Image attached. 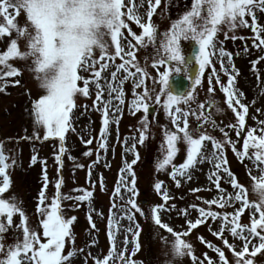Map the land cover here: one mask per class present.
<instances>
[{
    "label": "rangeland",
    "instance_id": "1",
    "mask_svg": "<svg viewBox=\"0 0 264 264\" xmlns=\"http://www.w3.org/2000/svg\"><path fill=\"white\" fill-rule=\"evenodd\" d=\"M191 2L192 0H161L151 18V22L158 29L159 36L154 46L149 45L144 48L138 45L134 39V36L141 35L143 30L135 19H129L128 9H133V15L139 17L140 23L147 24L149 22L147 16L150 10L149 4L155 5V0H122L121 11L123 15L121 19L127 27L121 28L118 42L123 47L124 53L133 51L136 56L134 63L148 72L149 75L145 78L144 85L136 88L135 92L140 95L147 88L151 99L145 102L149 104V107L155 108L153 114H149L147 117L150 128L147 133L148 139L144 145L139 144L138 138L139 129L141 128L140 121L145 119V113L142 108L135 112L130 108L131 102L135 99L133 94L134 81L138 79L139 74H137V77L124 80L127 73L121 69L117 72V79L115 81L112 79V73L116 72L120 63H123L121 56L124 59H130V57H127L124 53H121V56L116 55V46L112 43L110 32L107 28L101 27L103 51L99 47H93L91 58L88 61L91 66L87 71L82 68L77 71V74L82 77L77 82L78 87L84 86L85 79L90 81L89 95L85 96L77 93L74 96L75 107L71 119L72 128L75 131L70 130L65 134L64 146L66 145V148L62 155L63 166L59 174L57 173V167L59 166L55 163L57 153L54 154L57 150L59 151V141L56 138L44 141V129L42 126L34 125L31 114L32 102L39 96L46 94V91L40 87L39 81L36 79L37 74L34 71L33 64L34 57H14L5 62L19 69L21 74L14 77V79L10 77L8 80L0 82V85L6 84L5 91L0 92V154H3L6 158L5 163L8 165L6 174L10 177V187L4 194L0 195V198L11 201L15 197L25 214L26 226L37 230L41 242H46V238L43 237V229L40 227L42 216L37 212L39 193L44 187L45 164H42L41 161H46L48 176V187L45 189L46 199L45 204L41 206L42 208L50 205L51 200L55 197L57 180H63L60 189L62 195L75 197L78 194L84 195L86 192H92L93 195L81 204L72 203L75 200L65 199L60 201L65 219L76 217L73 225L70 226L74 239L66 238L65 250L62 253L66 255L67 251L75 250L74 264H97V261H103L104 256L109 251L113 252V256L109 257V264H210V262L211 264H223L219 260V254L213 250V247H218L224 252L227 264H236L237 258L233 256L232 250L224 244V240L233 245L236 251L243 249L245 241L233 237L228 230L231 228V224H225L226 231L223 238L213 235V232L218 231L219 225L223 223L219 219L214 221L209 217L196 229L190 231L188 229L189 221L195 222L200 218L199 208L209 210V206L203 202L204 200L219 199L221 196L224 198L234 197L239 191V189L232 187L228 173L223 172V169L219 171L220 185L224 189V192L221 193L215 184L208 179L213 172L217 171L215 161L209 162L206 159L191 170V180L187 176H177L176 179L181 181L180 186L177 187L176 180L172 179L171 173L173 165L178 167L186 159L187 145L182 139L177 141L176 155L172 161L165 165L163 169H158V165L163 163L166 156L167 145L164 143V133L165 131L175 132L176 127L172 123V118L164 111L163 102L166 97H161L159 105L155 101V96L160 94L159 74L164 71L166 65H158L157 68H153L154 57L152 52H154V49H159L160 55H165L160 47L161 44L165 43V33L170 30L174 21L181 18L185 11L191 10ZM6 14L14 20L16 27L10 28L7 34L0 36V55L7 51L12 40L17 42L18 51L29 52V37L35 35V30L27 20L26 14L23 10L17 14L15 9L12 8H9ZM255 14L258 27L264 28V12L255 9ZM245 19L251 25L252 17L246 16ZM0 26H6L3 15H0ZM18 30H23L24 34H19ZM225 34H227V39ZM233 36L237 38L232 39ZM254 36L251 27H237L230 30L228 25H221L220 30L214 37L217 45L216 49H208L212 55L209 57V64L206 65L205 72L201 77V84L196 86L195 89H191L189 80L183 74V71L179 74L173 73L170 76V78L173 76L185 78L188 81L187 91H192L194 99L187 104L182 102L179 105H173L170 111L174 112L176 107H180L181 113H176L179 117L178 124L180 127H183L184 123L182 113L185 111L189 113L187 117L188 130L194 138H198L201 131H206L217 140L224 141V133L220 131V128H224L228 133V139L235 143L236 151L242 152L244 137L247 135L248 129H254V138L264 134L261 131L264 129V123H262L264 122V59H261V57H264V46L254 48L252 46ZM261 36L264 37V33H261ZM145 43H147L146 38ZM256 43L258 44L259 41H256ZM194 45L191 40L181 41L185 65H188L185 58ZM220 47L231 54L232 65L227 64V57H220ZM245 47L248 48V52L244 51ZM101 56L104 57V60H101ZM109 57H114V59H108ZM93 60L97 62L94 65L92 64ZM253 61H256L255 68H253ZM222 62L228 67L229 75L234 74L232 72L233 66L239 72V75L236 76L237 90L243 93L241 101L249 109L245 117L244 130L240 136H237L235 128L228 127L229 124L235 125L237 123L236 114L227 107L225 95L221 91L220 84L215 82L216 76L212 74L213 69H215L221 83L228 84V76L220 70ZM101 63L108 64V67L101 72L99 80L103 90L102 101L108 99V82H112L115 86L123 80L120 87L124 93V103L120 106V111L114 112L110 109L108 113L110 124L107 151L98 150L102 114L101 111L93 107L98 90L92 81L96 79L94 70L100 71ZM192 68L193 64H189L188 72ZM129 71L134 72L135 69L129 66ZM209 77L212 78L213 91L211 94L208 93ZM16 80H19V84L13 85ZM154 80L157 82L154 83ZM168 91L170 92L169 87ZM115 95V93L112 94L113 105L119 103L115 99ZM97 104L100 108L103 107L101 102H97ZM201 105H203V109H201ZM217 109L219 110L217 111ZM193 110L195 114H193ZM237 110L239 111V109ZM197 116H200L201 119L197 120ZM207 117L215 121L217 127L213 128L211 123H205ZM202 124L203 127H201ZM34 128L40 137L38 141L42 142L41 144L35 139H23L25 136L31 137ZM180 136L182 137V133ZM129 137L136 139V153H138L139 159L133 165L138 191L135 199L144 215L136 212L130 204L125 202L131 198V193H125L123 187H121L119 194L115 191L117 182L122 175L120 169L125 166V162L130 163L135 158L132 152H125V148H131L133 143L131 139H128ZM88 139H92L93 143L90 145L85 144L84 141ZM204 144L206 145V155H210L213 151L211 142L205 141ZM80 149L91 150L93 155L85 157L79 152ZM97 151H99V163L93 165L92 179L89 180L88 166L97 160ZM223 151L224 159L227 161L225 166L244 188L245 192L241 201L233 199L224 209L212 205L210 210L235 215L238 209L244 207V199H247L252 205L259 203V194L253 191V185L260 183L261 177H264V171H261V169H264V164L255 161L253 155L255 149L252 148H249L248 154L242 158L237 157L231 144H224ZM33 155L37 156L35 164L31 163ZM76 165H84V167L80 168ZM101 179L104 185L103 190L100 187ZM130 180L129 177V185ZM158 181L163 182L160 193H157L154 187ZM0 183H2V177H0ZM73 189L79 191H73ZM193 189H200V191L193 192ZM165 190L170 196L167 203L162 199ZM122 194L125 196V200H121L120 196ZM162 204L170 210L158 212L161 216V222L172 227L176 232H188V235H182V239L191 246L195 260L187 255V250H185L183 257H176L172 254L171 246L175 242V238L165 229L159 228L151 218V209ZM172 204L176 205L175 209L171 208ZM192 205H195V207H192ZM177 209H184V211L181 212ZM118 212L125 215L132 228L128 237L131 247L130 252H119L114 239H109L110 235L113 238L115 235V231L109 227V221L114 222L113 213ZM128 214L133 215L134 222L127 219ZM89 217H91V224L89 223ZM253 218L259 219V213L256 212L255 207H244L239 222L250 227ZM0 219L3 220L5 229L3 239L0 242L4 244L5 252H7L9 248L14 247L23 240V229L17 227L20 225L21 217L19 214H14L11 225L7 224L5 218L0 217ZM229 219H231V216ZM137 224L139 229L136 228ZM92 225H95V227H92ZM245 235H247L246 232ZM201 237L203 240H201ZM253 244L258 246V238L252 239L245 259L252 260L253 264H264V251L258 253L255 257L251 255ZM209 245L213 247H209ZM121 253L123 254L122 257ZM0 258L5 257L0 254Z\"/></svg>",
    "mask_w": 264,
    "mask_h": 264
},
{
    "label": "snow or ice",
    "instance_id": "2",
    "mask_svg": "<svg viewBox=\"0 0 264 264\" xmlns=\"http://www.w3.org/2000/svg\"><path fill=\"white\" fill-rule=\"evenodd\" d=\"M161 0H155V5L149 4L150 10L147 13L149 22L147 24L140 23L139 17L133 15V9L129 8V19H135L139 24V27L143 30L141 35H135L134 39L138 45L147 48L149 45H155V41L159 36L158 29L151 22V18L155 11V8L160 5ZM122 0H0V15H3L6 21V26H0V36L8 33L10 28L16 27L14 20L6 13L9 8L15 9L19 14L21 10L26 14L27 20L31 23L35 30V35L29 37L28 48L29 52L23 53L18 51L17 42L11 41L7 51L0 55V80H5L10 77H18L21 73L19 69L12 67L5 62L14 57L25 58L26 56L34 57V71L37 74L36 79L39 81L40 87L46 91V94L39 96L32 102L31 114L34 119L35 126H42L44 129L43 140L48 141L50 138H56L59 141V153L55 156V163L57 167V173L59 174L63 166L62 155L65 152V134L70 130L75 131L72 128V114L74 104V96L77 93H81L85 96L89 95L90 81L85 79L84 86L78 87L77 82L82 79L77 74L78 69L87 71L91 66L88 61L91 58L93 47H99L102 51L104 44L99 40L98 32L101 27L107 28L111 34L112 43L116 46V55L121 56L124 53L123 47L118 42V37L121 34V28L127 27L124 21L121 19L123 13ZM255 9H259L264 12V0H192L191 10L185 11L181 18L174 21L168 32L165 33V43L160 47L163 49L165 55L161 56L159 49H154L152 63L153 68H157L158 65H166L164 71L159 74L158 83L160 89L158 95L155 96L156 104L159 105L161 97L164 96L163 108L167 115L172 118V123L176 127L175 132L165 131L164 143L167 145L166 156L163 159V163L158 165V169H163L165 165H168L173 157L176 155L177 141L182 139L187 145L186 159L178 167L173 165V171L171 173L172 179L176 180L177 187L180 186L181 181L177 180V176H187L189 180L192 179L191 170L195 169L198 164L203 163L206 159L209 162L215 161L216 172H213L208 179L212 181L216 188L223 193L224 189L220 185L219 171L223 169V172L228 173L230 183L234 189H239L234 197L224 198L221 196L219 199L204 200L203 202L209 206V210L199 208L198 212L200 218L195 222H188L189 231L196 229L198 225L204 223L209 217L212 220H221L223 223L219 225V230L214 231L213 235L218 238H223V234L226 231L225 224H231V228L228 229L233 237L243 239L245 241L243 249L236 251L235 247L224 240V244L230 248L233 252V256L236 257V264H253L250 259H245L248 253V246L252 243V239L258 238V246L253 244L251 255L255 257L258 253L264 251V177H261V181L258 184L253 185V191L259 194V203L252 205L247 199L243 200V206L247 208L255 207L257 213H259V219L253 218L250 227L242 225L239 222L240 215L244 210V207L238 209L235 215L224 212L223 214L217 211H211L212 205H217L218 208H226L234 199L235 201H241L245 192L244 188L237 182V179L229 172L225 166L227 161L224 159V144H231L233 151L236 152L237 157H244L248 154L249 148L255 149L253 153L255 161L264 164V134L257 138H254V129H248L247 135L244 137L243 151L237 152L236 145L233 141L228 139V133L224 128H220V131L224 133V141L217 140L214 136L208 134L206 131H201L198 138H194L193 134L189 132L188 128V112L182 113L184 117L183 127L178 124L179 117L176 113H181L180 107H176L174 112L170 111L173 105H179L182 102L187 104L190 100L194 99L192 91H183L180 94H172L168 91L169 78L173 73L179 74L183 71V74L189 80L191 89H195L196 86L201 84V77L205 72L206 65L209 64V57L212 55L208 51L209 48L216 49L217 45L214 41V37L220 30L221 25H228L230 30H234L237 27H251L252 32L255 34L253 39V47L261 48L264 46V37L261 33H264V28L258 27ZM246 16L252 17L251 25L245 19ZM19 34L23 35V30H18ZM131 34V33H130ZM145 38L147 43H145ZM227 39V34H225ZM237 37L233 36L232 39ZM191 40L197 47V51L194 55V62L197 65V72L195 76L189 74L188 65L184 63V57L182 56L181 41ZM256 41H259L257 44ZM131 47V45H130ZM245 52H248V48L245 47ZM220 57H227V64L232 65V56L226 52L223 47L219 48ZM130 59H124L123 63L117 66L116 72L112 73V79H117V72L121 69L127 75L124 76V80L132 77L138 79L134 81L133 94L135 99L131 102L130 108L135 111H139L141 108L145 113V119L141 120V128L139 129L138 142L144 145L148 139L147 133L149 132L150 124L148 122L149 104L146 100H150L151 96L149 91L145 88L144 92L137 95L136 88L144 85L145 78L148 77V72L141 68L138 64L134 63L136 56L133 51L124 53ZM108 59H114L109 57ZM264 59V57H261ZM101 60L104 57L101 56ZM96 61H92V64H96ZM253 68L256 66V61L252 62ZM129 66L135 69V71H129ZM108 67L107 63L100 64V71L94 70L95 87L98 90L96 94V100L93 102V107L101 111L102 120L100 128V142L98 143V150L103 149L107 151V140L110 119L108 116L109 110L114 112L120 111V106L124 103V93L121 90L120 85L123 84V80L119 81V84L113 85L112 82L107 83L108 99L102 101L101 97L103 90L99 80L101 78V72ZM221 71L228 76V84L221 83L219 75L216 74V70L213 69V75L216 76V83L220 84L221 91L225 95V103L227 107L236 114L237 123L235 125L229 124V128H235L237 136L241 135L245 126V117L248 113V107L242 103L241 97L243 93L237 90L236 76L239 72L232 67L233 75H229L228 67L222 62ZM42 74V75H41ZM157 81L154 80V83ZM14 84H19V80L14 81ZM5 85H0V92L5 91ZM212 78L209 77L208 93H212ZM115 93V99L119 101L118 104L113 105L112 94ZM101 102L103 107L97 104ZM203 109V105H201ZM239 109V111L237 110ZM219 109H217L218 111ZM155 111V108L152 109ZM193 114L195 111L193 110ZM201 117L197 116V120ZM118 123V120L116 121ZM205 123H211L213 128L217 127L215 121H212L210 117L205 118ZM264 123V122H262ZM203 127V124L201 125ZM264 133V129L261 130ZM182 133V137L180 134ZM23 139H35L39 140L40 137L35 131L31 137L25 136ZM133 141L131 148H125V152H132L135 158L131 162H125V166L120 169L121 176L117 182L115 189L116 193H120L121 187L125 189V193H131V198L125 202L131 205L132 209L136 212L144 215L141 207L138 206L136 196L138 191L136 189V176L133 171V165L137 163L139 159L138 153H136V139L129 137ZM205 141H210L213 151L210 155H206ZM85 144L90 145L93 143L92 139L84 141ZM85 157H91L93 155L91 150L83 153ZM71 159V157H69ZM5 156L0 154V177H2V183H0V195L4 194L10 187V177L6 174V168L8 165L5 163ZM37 162V156L31 157V163ZM45 164L44 169V187L39 193V201L37 204V212L42 216L40 227L43 229V237L46 238V242H41L40 236L37 234V230L30 229L25 223V214L20 207L19 202L15 197L11 201H6L0 198V217L7 220V224H12V217L14 214H19L21 217L20 225L18 228L23 229V240L18 242L14 247H11L5 252V246L0 242V254H3L5 258H0V264H74L73 257L76 256V251H67V254H62L65 250V243L67 239H74L71 232V227L76 220V217L65 219L63 210L61 208V200H78L85 201L93 194L92 192H86L84 195L70 196L61 194V185L63 180H57L55 184L56 194L51 200L50 205L45 204V189L48 187V176L46 169V161H41ZM99 163V151H97V160L89 165L88 177L92 179L93 165ZM76 167H84V165H76ZM264 171V169H261ZM129 177L130 185H129ZM215 177V179H213ZM163 182H156L154 187L157 193L161 192ZM101 190H103V180L100 184ZM73 191H79L73 189ZM193 192L200 191V189H193ZM121 200H125V196H120ZM162 199L167 203L170 199L167 190L164 191ZM199 199V197H198ZM195 207V205H192ZM172 209L176 208L175 204L171 205ZM170 209L165 208L164 205H157L151 209V218L156 225L161 229H165L174 238L175 242L172 244V254L176 257H183L185 250L187 255L192 257L193 252L191 246L182 239V235H188V232L180 233L173 230L167 224L161 222V216L158 214L160 211L167 212ZM183 212L184 209H177ZM231 216V219L229 217ZM129 221L134 222V217L131 214L127 215ZM89 223L91 224V217H89ZM111 223V221H109ZM95 227V225H92ZM139 229V225H136ZM129 231L132 228L129 227ZM5 231L3 226V220L0 219V241L3 239V232ZM245 232L247 235H245ZM138 234V233H137ZM109 239H114L111 235ZM201 240L203 238L201 237ZM135 242V241H133ZM127 245V239H125V246ZM209 247H213L209 245ZM213 250L219 254V260L223 264H227L225 254L218 247H213ZM30 254V255H29ZM122 257V253L120 254ZM113 256V252L104 256L103 261H97V264H109V257ZM211 264V262H210Z\"/></svg>",
    "mask_w": 264,
    "mask_h": 264
},
{
    "label": "bare ground",
    "instance_id": "3",
    "mask_svg": "<svg viewBox=\"0 0 264 264\" xmlns=\"http://www.w3.org/2000/svg\"><path fill=\"white\" fill-rule=\"evenodd\" d=\"M139 9V7H137ZM153 53V52H152ZM160 53V52H159ZM217 55V54H216ZM114 222L109 223V227L111 230L115 231L114 241L116 246L119 249V252H130V241L129 235L131 231H129V223L126 220L125 215L122 212L113 213ZM125 239H127V245L125 246Z\"/></svg>",
    "mask_w": 264,
    "mask_h": 264
},
{
    "label": "water",
    "instance_id": "4",
    "mask_svg": "<svg viewBox=\"0 0 264 264\" xmlns=\"http://www.w3.org/2000/svg\"><path fill=\"white\" fill-rule=\"evenodd\" d=\"M196 51H197V47H195L193 49V51L191 52V54L186 58V62L188 64L194 62V55H195ZM197 70H198V68L194 67L190 71V75H192L194 77ZM169 86H170V90L173 94H180L181 92L186 91L187 81L181 77H175V78L170 80ZM152 112H153L152 109H150V113H152Z\"/></svg>",
    "mask_w": 264,
    "mask_h": 264
},
{
    "label": "clouds",
    "instance_id": "5",
    "mask_svg": "<svg viewBox=\"0 0 264 264\" xmlns=\"http://www.w3.org/2000/svg\"><path fill=\"white\" fill-rule=\"evenodd\" d=\"M102 35H103V34L101 33V31H99V32H98V37H97V38H98L99 40H102Z\"/></svg>",
    "mask_w": 264,
    "mask_h": 264
},
{
    "label": "trees",
    "instance_id": "6",
    "mask_svg": "<svg viewBox=\"0 0 264 264\" xmlns=\"http://www.w3.org/2000/svg\"><path fill=\"white\" fill-rule=\"evenodd\" d=\"M52 148V147H51ZM79 152L83 154L85 152V149H80Z\"/></svg>",
    "mask_w": 264,
    "mask_h": 264
}]
</instances>
